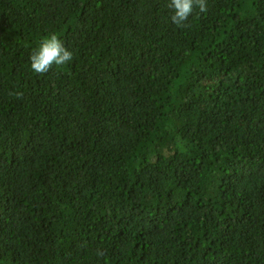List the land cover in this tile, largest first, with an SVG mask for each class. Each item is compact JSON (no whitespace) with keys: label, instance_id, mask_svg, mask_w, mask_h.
I'll return each instance as SVG.
<instances>
[{"label":"trees","instance_id":"16d2710c","mask_svg":"<svg viewBox=\"0 0 264 264\" xmlns=\"http://www.w3.org/2000/svg\"><path fill=\"white\" fill-rule=\"evenodd\" d=\"M168 3L0 0V264H264V0Z\"/></svg>","mask_w":264,"mask_h":264},{"label":"clouds","instance_id":"9594fccd","mask_svg":"<svg viewBox=\"0 0 264 264\" xmlns=\"http://www.w3.org/2000/svg\"><path fill=\"white\" fill-rule=\"evenodd\" d=\"M173 10L171 20L177 26H186L185 22L195 8L200 12H206V0H169L167 5ZM73 59V53L64 46L56 34H50L44 38L38 49L30 55L31 70L37 74H45L53 65L63 66ZM20 95V94H17ZM96 255L103 257L105 253L97 249Z\"/></svg>","mask_w":264,"mask_h":264}]
</instances>
